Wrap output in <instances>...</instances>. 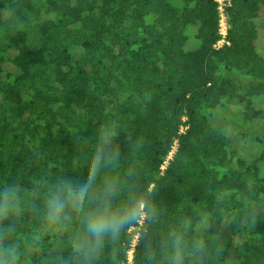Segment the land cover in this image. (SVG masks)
I'll return each mask as SVG.
<instances>
[{"label": "trees", "instance_id": "16d2710c", "mask_svg": "<svg viewBox=\"0 0 264 264\" xmlns=\"http://www.w3.org/2000/svg\"><path fill=\"white\" fill-rule=\"evenodd\" d=\"M225 11L227 44L215 48V0H0V186L27 188L24 207L41 208L16 222V264H84L42 200L59 178L85 176L111 128L115 174L156 213L133 264H147L146 240L160 259V241L181 227L205 242V264H264V0ZM246 133L249 159L235 150ZM135 224L95 264H121Z\"/></svg>", "mask_w": 264, "mask_h": 264}, {"label": "clouds", "instance_id": "9594fccd", "mask_svg": "<svg viewBox=\"0 0 264 264\" xmlns=\"http://www.w3.org/2000/svg\"><path fill=\"white\" fill-rule=\"evenodd\" d=\"M121 134L115 128L102 129L91 156L85 163L82 179L67 175L48 185L42 200L43 219L57 234L70 233L73 253L84 264H95L102 256L105 241L116 242L125 226L155 219L145 197L138 196L115 174L121 148L116 143ZM124 143L130 141L125 136ZM127 175L131 178L133 173ZM27 188L15 184L0 186V264H16L17 248L9 242L16 222L24 211L41 212L34 201L26 209L23 201L34 196ZM73 217L78 226L73 228ZM147 264H205L207 247L201 239H188L181 227L160 241L161 258H157L150 241H145ZM61 264H66L61 260Z\"/></svg>", "mask_w": 264, "mask_h": 264}, {"label": "built area", "instance_id": "2783aa9c", "mask_svg": "<svg viewBox=\"0 0 264 264\" xmlns=\"http://www.w3.org/2000/svg\"><path fill=\"white\" fill-rule=\"evenodd\" d=\"M217 2V12H218V35L219 39L217 40L216 44L214 45L215 48H220L223 44H227L226 41V33H227V15L225 11V7L228 6L229 0H215ZM186 127L181 126L179 132L182 133ZM176 145V142L174 143ZM174 148L172 149L169 157H171L172 152L174 151ZM168 157V158H169ZM164 167L162 166V169ZM144 221L141 223H137L135 225L130 226L127 229V234L129 235V243L127 245V249L125 252V258L121 262V264H133V257H134V250L138 243L140 231L143 228Z\"/></svg>", "mask_w": 264, "mask_h": 264}, {"label": "rangeland", "instance_id": "374dc122", "mask_svg": "<svg viewBox=\"0 0 264 264\" xmlns=\"http://www.w3.org/2000/svg\"><path fill=\"white\" fill-rule=\"evenodd\" d=\"M172 3H175V0H172ZM190 44H191V40L188 42L187 47L190 48V47H193L195 45L194 44L193 46H190ZM262 44L264 46V39L262 41ZM259 50H260V48H259ZM262 51H263V47H262ZM5 67H7V65ZM7 69L11 70V68H7ZM261 104L264 106V99L263 98L261 100ZM263 126H264L263 124L256 125L255 130L259 131L261 129V127H263ZM224 130H225L224 133L228 137H231V136L237 134V129L234 126H232L231 124L226 125ZM235 150L243 158L249 159L252 157V155L256 154L257 147H256L255 143L250 139V134L246 133L244 138H242V137L237 138Z\"/></svg>", "mask_w": 264, "mask_h": 264}]
</instances>
